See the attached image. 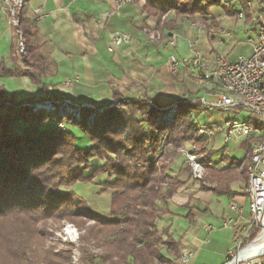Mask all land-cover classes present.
<instances>
[{"label":"trees","instance_id":"obj_1","mask_svg":"<svg viewBox=\"0 0 264 264\" xmlns=\"http://www.w3.org/2000/svg\"><path fill=\"white\" fill-rule=\"evenodd\" d=\"M22 2L17 29L25 51L20 55L23 63H17L13 48L14 66L0 59V77H27L48 93L47 99L63 101L64 95L43 82L53 66L33 41L36 26L24 15L28 0ZM182 3L175 7L186 15L208 16L211 6H221L220 0ZM238 6H243L249 17L246 0H236L229 8H222L234 16L240 10ZM175 7L169 0H145L143 9L148 15L161 17ZM195 95L198 93H188L171 101L168 106H176V110L166 123L158 121L160 108L165 106L159 101L125 98L118 92L110 103L82 106L81 121L76 122L71 114L35 108V103L43 99H21L0 85V264H26L29 245L40 234L34 224L48 219L93 221L104 231V249L99 254L102 264H179V242L169 228L160 229L156 222L162 214L170 213L161 205L167 204L182 183L172 178L162 188V174H167V169L158 166L156 157L163 142L173 146V153L187 139L193 138L199 146L205 144L196 135L192 117L193 112L202 110L193 101ZM91 112L95 114L93 124L88 123ZM61 123L73 129L62 128ZM75 130L92 144H82ZM244 143L245 162L252 143L248 139ZM94 159L103 164L93 166ZM89 170L92 171L88 173ZM103 174L107 178L104 189L111 190L108 216L86 203L82 205L84 209H77L78 204L71 200L73 194L60 192L62 186L91 182ZM81 259L87 264H99L96 256L82 253Z\"/></svg>","mask_w":264,"mask_h":264},{"label":"crops","instance_id":"obj_2","mask_svg":"<svg viewBox=\"0 0 264 264\" xmlns=\"http://www.w3.org/2000/svg\"><path fill=\"white\" fill-rule=\"evenodd\" d=\"M235 2L236 0H233V4ZM144 4L145 0H134L118 9L117 0H28L24 15L36 26L33 41L39 46L41 55L53 66L52 72H49L43 82L62 72L66 73L65 75H76L79 72L85 85L91 86V82L97 84L110 81L113 83L111 93L118 92L125 98L149 97L163 105L179 98L180 96H176L169 100L170 98L165 97V92L161 89L158 90L159 92H154L150 90V86L148 87V83L156 81L157 78L162 81L163 78L167 79L168 74L177 75L170 72L166 63V53L156 45L141 40L130 45L118 46L114 51L108 49L109 31L119 29L135 31L144 23H154L155 16L148 15L144 11ZM246 6L249 17L245 8L238 6L239 12L244 14L240 20H237V14L230 16L222 6L217 5L210 7L208 16L189 15L190 23L197 18L212 19L208 28L199 31L182 21L181 14L184 13L171 8L163 15L164 20L166 18L168 20L166 22L163 20L162 25L167 33L176 31L179 34V45L173 49L179 56H191L194 52L210 55L213 52L211 49L216 50V44L219 42L222 47L229 49L226 55L231 58L233 54V51L230 52L231 44L226 36L219 33V30L226 29L225 24L236 25L239 22H242L247 30H253L254 13L264 11V0H246ZM6 9L5 0H1L0 39L11 40L10 58L13 61L14 41L10 31L11 26L6 19ZM36 9L46 13V16L39 21L36 20ZM208 30H212L214 34H209ZM178 74H183L181 78L186 82L185 85L194 82L199 85L197 91L187 90L183 94L198 93L193 98V101L196 100L203 85L194 70L184 68ZM129 79H132L131 86L138 85L142 88V95L133 94L129 97L122 93L121 87L130 84ZM29 81L33 84L30 79ZM79 81H74L77 89L81 86ZM49 88L53 90L50 86ZM77 89L75 93L80 94ZM113 98L114 96H111V100L104 103L86 101L87 103L83 104L95 107L110 103ZM168 100L169 102L166 103ZM245 115V118L248 117L247 113ZM197 124L223 126L224 122ZM220 131L226 147L218 156H215L213 136H199L205 141L206 148L202 158L205 169L203 179L193 178L190 170L183 167L184 159L177 153L172 155L173 162L169 166L170 173L182 184L167 204L163 205L170 213L159 217L158 225L161 229L169 228L170 233L179 242V255L182 249L193 252L187 264H224L228 252L235 245V227H225L223 222L232 218L236 227L243 229L250 218L249 199L246 194L247 171L240 170L247 155L244 143L246 139L240 142H225L223 130Z\"/></svg>","mask_w":264,"mask_h":264},{"label":"built area","instance_id":"obj_3","mask_svg":"<svg viewBox=\"0 0 264 264\" xmlns=\"http://www.w3.org/2000/svg\"><path fill=\"white\" fill-rule=\"evenodd\" d=\"M1 1V0H0ZM134 0H117L118 9L132 3ZM170 2L176 0H169ZM223 7L229 8L233 0H220ZM7 4L6 19L10 25H14L20 40L19 53L24 54V46L17 29L19 24V12L23 6L22 0H5ZM36 20H41L46 13L41 9H36ZM108 13H105L107 15ZM243 12L237 13V19H242ZM185 18L190 19L187 14ZM161 19V18H160ZM159 21L163 22L165 16ZM254 32L248 37L247 42L251 47L248 55L238 54L234 59L229 58L224 53L213 51L210 55L202 52H194L191 56H177L173 51L178 46L179 35L175 32L165 33L159 29V22L155 19L153 24L144 23L135 31L113 30L109 31L108 49L114 51L116 47L130 45L141 40L156 45L167 55L166 63L171 73L178 74L184 68L194 70L200 83L203 85L204 93L196 100L207 110L231 111L232 115L227 117L223 126L219 125H199L198 136H211L216 130H223L225 142H240L245 139L251 140V153L248 162L240 166V170L247 171L246 194L249 199L250 218L244 228L236 227L232 218L223 222L225 227H235L234 246L228 252L227 260L232 259L240 252L246 251L257 238L263 235L264 225V11H257L253 16ZM212 19L197 18L192 20V26L198 29H205L210 25ZM221 34L232 36L233 34L222 29ZM194 100V102L196 101ZM64 106V107H63ZM85 104L75 103L66 98L62 100H44L35 103V108L45 109L55 113L66 111L70 107L81 110ZM59 108V109H58ZM158 116L159 122H168L173 119L176 108L165 106ZM61 112V111H59ZM247 113L248 117L238 118L241 113ZM80 119V111L73 114ZM194 139L187 141L177 149V155L184 159L183 167L189 166L191 176L195 179H203L205 169L201 159L203 155L195 153L197 145ZM190 147L191 149H188ZM195 151V152H194ZM173 156L169 159L172 163ZM212 227V226H211ZM213 228V227H212ZM258 231L259 237L253 242V233ZM248 256L238 259L232 264H255L260 256ZM193 252L182 249L179 260L182 264L189 262ZM262 264V262H257Z\"/></svg>","mask_w":264,"mask_h":264},{"label":"rangeland","instance_id":"obj_4","mask_svg":"<svg viewBox=\"0 0 264 264\" xmlns=\"http://www.w3.org/2000/svg\"><path fill=\"white\" fill-rule=\"evenodd\" d=\"M183 3H182V0H176V1L170 2V4L174 7L175 6L181 7ZM176 10L178 11V9ZM215 11H217V9H215ZM185 16H186L185 14H181V17L183 19L182 21L189 23L191 27L197 29V31L201 30V29H198L192 26V24L189 22L190 19L185 18ZM155 18L159 22V29L167 33V30L164 29L162 22L159 21L160 18L162 19V16L161 17L155 16ZM167 20L168 19L166 18V20L164 21L166 22ZM10 26H11L10 31L12 35V40L14 41L13 42L14 48H15L14 52L16 55L17 63L22 64L23 63L22 58L19 53L20 40L16 33L14 25H10ZM224 27L233 34L232 37L226 36V39L229 41V44H231L230 52L233 51V54H231V58L234 59L238 54L248 55L250 53L251 47L248 45L247 39L254 32V30H251V31L247 30L246 29L247 27H244L242 22H239L236 25L225 24ZM220 30H219V33L221 34ZM208 31H209V34H214L212 30H208ZM172 32L177 33L176 31H172ZM178 45H179V40H178ZM216 45H217L216 50L213 48L211 49V52L219 51L226 55L229 49L227 50L224 47H222V45H220L219 42ZM0 47H1L0 48V59L5 58L7 65L9 64L13 66L14 63L10 58V54L12 50L11 40L10 39H6V40L0 39ZM174 52L176 53V51ZM177 56L179 55L177 54ZM182 56H189V55H182ZM65 74L62 72L60 75H57L53 78L45 79V82L56 93L60 95H64L66 98L73 100L75 103L83 104V103H87L86 101H91L93 103H102V102L104 103V102L110 101L111 96H114V94H112L110 90L113 87L112 86L113 83L110 81L108 82L106 81V83H97V84L91 82L92 83L91 86H87L84 84L85 83L83 82L84 79L81 78L79 72L76 75L75 74L65 75ZM181 77H183V74H177V75L168 74L167 79L163 78L162 81H160L159 78H157L156 81L153 80L150 84L148 83V87L150 86L151 87L150 90L154 92L158 90L164 91L165 97L170 98L169 100L173 99L176 96L183 95L187 90H191L193 92L197 91V89L199 88V85L197 83L193 81L194 82L193 84L185 85L186 82L183 81ZM74 81H77V82L79 81V83L81 84L79 89L75 87L76 82ZM129 83L130 84L121 87V89L123 90L122 93H124L126 96H129V97L133 96V94L137 96L143 94V90L141 87H138V85L131 86L132 79H129ZM2 84H4L7 87L9 92L16 93L17 97L21 99L30 97L32 95L37 99H47L46 97L48 96V93L45 90H43L40 87H37L34 84H31L29 79L27 78L0 77V85ZM76 89L80 94L75 93ZM200 92H201L200 95L203 94L204 88H201ZM169 100L166 103H168ZM195 103H198L202 109L200 112L192 113L193 121L196 124L197 132H198V126H199L197 124L198 122L203 123V124H205V122L222 123L227 117L232 115L231 111L213 110L212 112L204 108L198 101H195ZM63 107H62V110H59L61 112L57 111L55 113L57 114L62 113V115H67V114L73 115L77 113L78 111H80V119L76 118L74 115L73 117L75 118L76 122L81 121V118H82L81 110H77L74 107H70L68 110L66 108V111H65ZM174 107L176 108V106ZM245 116H246L245 113L241 112L238 115V118L240 119L245 118ZM88 119L90 121L88 122L89 124L94 123V119H95L94 112L90 113V115L88 116ZM60 127L71 128L72 126L66 123H61ZM155 132L158 133V130H155ZM197 132H196V135H197ZM76 134L81 137L82 144L86 146H90L92 144L90 143L88 137L86 138L85 135H82L80 131H76ZM212 136H213V141L212 140L211 141L212 143L215 142L214 144L215 156H218L219 154H221V152H224L226 146H225V143L223 142V136L220 130H216ZM191 139L185 140L181 145L185 144L187 141ZM196 145H197V149H196V152L195 151L194 152L199 154L200 156L203 155L206 151V148L204 147V145L199 146L197 143ZM172 147L173 146L170 143L163 142L160 149L157 151L158 155L156 159L159 161L158 166L160 168L161 166H163V167H166L167 169L166 170L167 174L165 175L162 174V176H164V181L160 183L162 188L167 187L168 184L171 183L172 178H177V177H174L169 171V166L171 164V162L169 163V159L174 154L173 153L174 148ZM177 149L175 150L176 153H177ZM188 149H191V148L188 147ZM245 162H248V158ZM102 164H103V161H100L97 159L93 160V166L95 167H98ZM160 168L158 170L159 173H161ZM186 169L190 170L189 166H187ZM91 171L92 170H89L88 173H90ZM106 179H107L106 175L103 174V175L97 176L96 178H93L91 182H79L74 186H68V187L62 186L60 187V192H70L71 194H73L71 200L75 204H78L77 209H84L82 205L86 203L87 206L93 209L94 211L99 212L102 215L108 216L110 212L109 207H110L111 190L104 189V183ZM162 206L163 205H161V207ZM161 216H163V214ZM158 219L156 222L157 225H158ZM158 227L160 228L159 225ZM34 228L40 234L36 236L33 242L29 245L30 248H28L27 250L28 259L26 260L27 261L26 264H87L85 261H83V259H81L82 253H84V255H86L87 257L95 258L96 256L99 264H102V261L99 258V254L104 249L102 246V241H103L102 237L104 235V231L103 232L102 230L100 231L99 227L95 226L93 221L79 220L78 223H73L72 221H69L67 219L66 220L65 219H62V220L48 219V220H41L35 223ZM83 236H84V239H83ZM257 237H259V233L258 231H255L253 233V236L250 242H253ZM162 247L165 248L164 245H162ZM163 252L165 253V250H163ZM178 262L179 264H182L179 259H178ZM257 262H262V264H264V255L260 256V259ZM257 262L255 264H258ZM155 264H160V263L156 262Z\"/></svg>","mask_w":264,"mask_h":264},{"label":"bare ground","instance_id":"obj_5","mask_svg":"<svg viewBox=\"0 0 264 264\" xmlns=\"http://www.w3.org/2000/svg\"><path fill=\"white\" fill-rule=\"evenodd\" d=\"M247 250L250 251L251 256H257L264 253V234L260 236L259 240L254 241Z\"/></svg>","mask_w":264,"mask_h":264},{"label":"water","instance_id":"obj_6","mask_svg":"<svg viewBox=\"0 0 264 264\" xmlns=\"http://www.w3.org/2000/svg\"><path fill=\"white\" fill-rule=\"evenodd\" d=\"M44 100H49V99H43V100H40L38 102H41V101H44ZM167 105L168 104H165V106H167ZM263 234H264V225H263ZM259 238H257V240H259ZM248 256H251V253H250V251L246 250V251H243V252L238 253L237 255H235L234 257H232V259L227 260L224 264H232L236 260L242 259V258H245V257H248Z\"/></svg>","mask_w":264,"mask_h":264}]
</instances>
